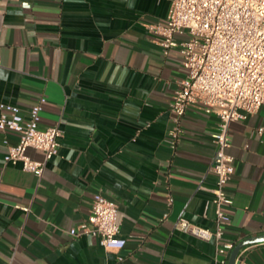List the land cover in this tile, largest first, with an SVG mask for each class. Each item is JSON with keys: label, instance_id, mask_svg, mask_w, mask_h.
Here are the masks:
<instances>
[{"label": "crops", "instance_id": "crops-1", "mask_svg": "<svg viewBox=\"0 0 264 264\" xmlns=\"http://www.w3.org/2000/svg\"><path fill=\"white\" fill-rule=\"evenodd\" d=\"M168 7L167 0H0V103L25 116L44 97L40 125L61 129L41 177L4 163L2 141L15 144L18 135L0 131V264L212 263L214 241L176 223L214 227L206 204L217 117L191 105L175 147L168 144L182 57L177 49L165 55L145 27L162 22ZM229 141L223 240L236 245L264 235V110L231 122ZM95 193L117 205L120 251L69 234L87 219ZM243 249L247 264H264V241Z\"/></svg>", "mask_w": 264, "mask_h": 264}, {"label": "built area", "instance_id": "built-area-1", "mask_svg": "<svg viewBox=\"0 0 264 264\" xmlns=\"http://www.w3.org/2000/svg\"><path fill=\"white\" fill-rule=\"evenodd\" d=\"M162 22L146 23L148 32L166 55L177 49L182 57L184 77L169 105L174 123L167 131V142L174 148L181 129L180 120L191 105L199 104L206 113L214 112L217 125L212 133L214 155L210 172L214 185L210 189L214 227L195 225L186 219L176 223L178 230L203 241L213 240L215 254L211 264H227L235 246L223 240L229 222L227 209L232 198L225 186L234 172L229 147V125L248 115L264 110V0H167ZM45 102L40 97L22 115L18 105L0 103V131H12L18 141L6 139L4 163H19L23 171L41 177L47 161L57 155L61 129L58 125L42 127L41 111ZM262 132V128L258 129ZM40 151L41 160L27 155V149ZM27 211V207H23ZM71 236H91L106 250L120 251L126 239L119 235L117 205L100 193L92 196L87 219L69 229ZM241 248L234 264H247Z\"/></svg>", "mask_w": 264, "mask_h": 264}, {"label": "water", "instance_id": "water-1", "mask_svg": "<svg viewBox=\"0 0 264 264\" xmlns=\"http://www.w3.org/2000/svg\"><path fill=\"white\" fill-rule=\"evenodd\" d=\"M260 241H264V235L262 236H257V237H252V238H248L245 239L239 243H237L233 249L231 250L229 257H228V263L227 264H234L235 258L237 253L239 252V250L241 248H243L245 245L250 244V243H256V242H260Z\"/></svg>", "mask_w": 264, "mask_h": 264}]
</instances>
